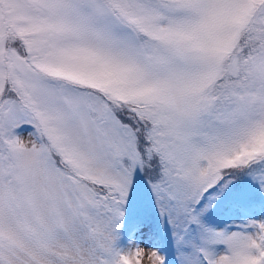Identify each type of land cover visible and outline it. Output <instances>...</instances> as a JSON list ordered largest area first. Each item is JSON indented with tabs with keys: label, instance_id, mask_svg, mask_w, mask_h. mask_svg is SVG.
Wrapping results in <instances>:
<instances>
[{
	"label": "snow or ice",
	"instance_id": "snow-or-ice-1",
	"mask_svg": "<svg viewBox=\"0 0 264 264\" xmlns=\"http://www.w3.org/2000/svg\"><path fill=\"white\" fill-rule=\"evenodd\" d=\"M0 264H264V0H0Z\"/></svg>",
	"mask_w": 264,
	"mask_h": 264
}]
</instances>
